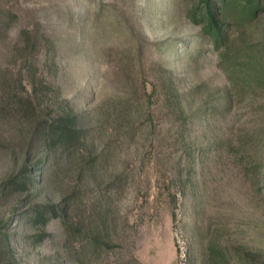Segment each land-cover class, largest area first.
Returning a JSON list of instances; mask_svg holds the SVG:
<instances>
[{
    "label": "rangeland",
    "instance_id": "obj_1",
    "mask_svg": "<svg viewBox=\"0 0 264 264\" xmlns=\"http://www.w3.org/2000/svg\"><path fill=\"white\" fill-rule=\"evenodd\" d=\"M205 7L0 0V264H195L210 246L264 256V86L235 82L218 111L231 83ZM228 22L236 44L264 48V12ZM185 97L213 115L193 118ZM65 110L87 123L89 146L11 188L31 124ZM34 202L70 218L67 241L59 215L32 225Z\"/></svg>",
    "mask_w": 264,
    "mask_h": 264
},
{
    "label": "trees",
    "instance_id": "obj_2",
    "mask_svg": "<svg viewBox=\"0 0 264 264\" xmlns=\"http://www.w3.org/2000/svg\"><path fill=\"white\" fill-rule=\"evenodd\" d=\"M203 2L206 6L204 33L211 36L213 45L219 51V66L231 83L230 92L226 91L219 100L217 109L221 111L228 108L232 101L235 82H248L254 87L264 86V48L247 42L236 44L230 38L229 26L231 23L228 22V20L232 21L238 27L252 25L264 12V0H220L221 5L218 11L214 10L215 7L211 5L210 0H203ZM182 103L190 106L193 112L191 116L195 119H209L213 115L212 104L208 100H204L194 109L189 97L180 100L179 106L184 110L185 107ZM80 116L73 110H65L49 121L38 122V125L31 124L29 138L31 144L20 157L16 158L18 171L11 178V188L28 190L30 183L36 182L37 179H43L41 174L37 172L36 164L47 165L46 178L53 174L54 165L62 162L71 165L79 147L89 142L86 131L87 123H83ZM33 145H35L34 149ZM34 160L36 163L31 165ZM86 162L85 159L80 163ZM27 173H33V177H27ZM29 211L32 225L41 222L45 226L49 214L59 215L60 221L66 228V236L64 237L67 241L69 231L72 228L70 218L66 217L57 205L34 202ZM236 253L237 256L222 248L210 246L206 251L205 258L195 264H205L206 260L212 264H264V256L255 250L237 248Z\"/></svg>",
    "mask_w": 264,
    "mask_h": 264
}]
</instances>
